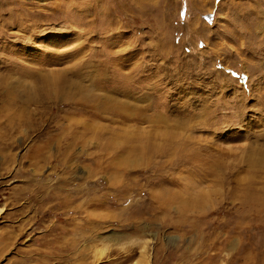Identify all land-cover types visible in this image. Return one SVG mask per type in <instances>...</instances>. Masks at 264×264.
<instances>
[{"label":"rangeland","instance_id":"rangeland-1","mask_svg":"<svg viewBox=\"0 0 264 264\" xmlns=\"http://www.w3.org/2000/svg\"><path fill=\"white\" fill-rule=\"evenodd\" d=\"M0 264H264V0H0Z\"/></svg>","mask_w":264,"mask_h":264}]
</instances>
